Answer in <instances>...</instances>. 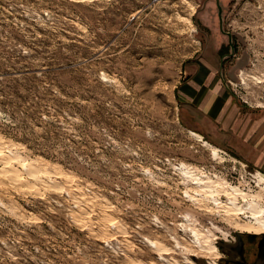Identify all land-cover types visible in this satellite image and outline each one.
<instances>
[{
    "label": "rangeland",
    "instance_id": "rangeland-1",
    "mask_svg": "<svg viewBox=\"0 0 264 264\" xmlns=\"http://www.w3.org/2000/svg\"><path fill=\"white\" fill-rule=\"evenodd\" d=\"M202 72L264 119V0H0V264H225L264 234V151L182 109Z\"/></svg>",
    "mask_w": 264,
    "mask_h": 264
},
{
    "label": "crops",
    "instance_id": "crops-1",
    "mask_svg": "<svg viewBox=\"0 0 264 264\" xmlns=\"http://www.w3.org/2000/svg\"><path fill=\"white\" fill-rule=\"evenodd\" d=\"M180 87L185 114L213 136L226 137L238 151H264V119L241 106L215 73H201ZM263 158V157H261Z\"/></svg>",
    "mask_w": 264,
    "mask_h": 264
},
{
    "label": "flooded vegetation",
    "instance_id": "flooded-vegetation-1",
    "mask_svg": "<svg viewBox=\"0 0 264 264\" xmlns=\"http://www.w3.org/2000/svg\"><path fill=\"white\" fill-rule=\"evenodd\" d=\"M229 255L225 264H264V234L237 236Z\"/></svg>",
    "mask_w": 264,
    "mask_h": 264
},
{
    "label": "bare ground",
    "instance_id": "bare-ground-1",
    "mask_svg": "<svg viewBox=\"0 0 264 264\" xmlns=\"http://www.w3.org/2000/svg\"><path fill=\"white\" fill-rule=\"evenodd\" d=\"M192 135H194V136H200L199 134H197V133H195V132H193V131H191L190 132ZM204 143H207V142H205V141H203ZM215 150H217V149H215ZM231 200H234L233 198H230ZM219 202H221V201H219ZM219 204V203H218ZM255 213V218L254 219H256V221L259 223V221L260 222H262V226H263V228H264V221H262L261 220V216H260V211H254ZM263 231H264V229H263Z\"/></svg>",
    "mask_w": 264,
    "mask_h": 264
}]
</instances>
